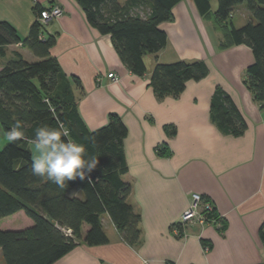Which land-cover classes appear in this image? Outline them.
<instances>
[{"label": "crops", "instance_id": "crops-1", "mask_svg": "<svg viewBox=\"0 0 264 264\" xmlns=\"http://www.w3.org/2000/svg\"><path fill=\"white\" fill-rule=\"evenodd\" d=\"M36 3L63 10L48 23L46 34L57 38L51 55L63 72L82 84L83 92L76 94L87 128L101 129L115 114L128 129L124 149L129 172L123 179L132 188L129 203L141 216L137 247L125 243L105 215L108 244L81 245L55 264H264V108L244 85L246 69L254 62L252 50L244 45L220 50L224 34L214 18H203L194 0H183L173 9V21L160 26L167 33V47L146 56L147 75L137 77L122 63L111 37L89 24L75 0H0V22L12 24L21 38H27L36 21ZM244 5L240 14L245 22L236 26L234 13L239 8L232 15L236 28L252 20ZM4 50L0 71L18 55L29 63L38 61L22 44ZM179 60L205 61L208 77L189 82L178 98L158 99L149 86L156 63ZM112 73L117 81L108 79ZM217 88L231 97L245 118L248 128L242 137L224 135L212 122L211 99ZM166 127H175L176 135L169 137ZM164 144L169 155L159 156L157 148ZM30 148L34 155L31 144ZM193 194L211 201L227 223L224 232L213 226L192 227L187 238L175 236L172 227L180 223ZM70 195L83 198L79 188ZM33 225L24 211L0 220L1 231ZM87 230L85 226L84 233ZM202 240L210 249H204ZM0 264H5L1 250Z\"/></svg>", "mask_w": 264, "mask_h": 264}, {"label": "trees", "instance_id": "trees-1", "mask_svg": "<svg viewBox=\"0 0 264 264\" xmlns=\"http://www.w3.org/2000/svg\"><path fill=\"white\" fill-rule=\"evenodd\" d=\"M89 24L101 35L110 36L124 66L135 76L145 77V57L157 55L167 47V33L160 28L173 21V9L183 0H75ZM194 0L200 15L214 18L223 31L220 50L234 46L249 47L254 62L245 72L244 85L254 101L264 108V0ZM245 4L252 20L241 28L232 22L235 9ZM47 10L34 4L36 17L27 38L8 22H0V55L4 48L22 44L38 59L29 63L18 55L0 71V126L2 133L23 122L24 138L7 141L0 148V220L24 211L34 222L32 228L20 231L0 230V250L5 264H55L81 245L102 246L109 243L103 228L107 215L125 243L137 247L141 242V216L129 203L131 185L123 176L129 172L124 142L128 129L121 118L110 115L107 126L91 132L82 120L76 91L83 92L80 80L69 78L58 60L51 55L57 38L47 35L39 18ZM209 75L205 61L179 60L170 64L157 62L149 78V86L158 99L178 98L189 82H200ZM211 120L227 136L242 137L247 122L231 97L217 88L211 99ZM47 125L68 130V139L81 143L86 158L98 159L96 168L84 180L68 181L65 189L32 175V151L29 141L37 127ZM169 137L177 133L166 127ZM159 156L169 155L166 144L157 148ZM79 188L83 198L70 193ZM203 204L212 211L203 212L215 220L211 226L224 232L227 223L211 201L202 196ZM88 230L84 233V227ZM180 229L181 224H175ZM179 238V237H178ZM264 241V226L261 229ZM204 248L210 244L202 240Z\"/></svg>", "mask_w": 264, "mask_h": 264}, {"label": "clouds", "instance_id": "clouds-1", "mask_svg": "<svg viewBox=\"0 0 264 264\" xmlns=\"http://www.w3.org/2000/svg\"><path fill=\"white\" fill-rule=\"evenodd\" d=\"M68 135L63 125H43L35 129L34 137L29 141L34 152L30 164L32 175L50 181L60 189H65L68 181L86 179L98 164V159L86 158L85 146L68 139ZM22 138L23 122L16 120L7 130L6 140L16 143Z\"/></svg>", "mask_w": 264, "mask_h": 264}, {"label": "built area", "instance_id": "built-area-1", "mask_svg": "<svg viewBox=\"0 0 264 264\" xmlns=\"http://www.w3.org/2000/svg\"><path fill=\"white\" fill-rule=\"evenodd\" d=\"M63 15V10L59 6H55L53 8L45 10L41 17L39 18V22L43 27H46L48 25V22H50L53 19L59 18ZM46 33L42 35V38H45ZM108 79L117 81L118 76L115 74H109ZM213 206L211 204H203L202 196L199 194H193L191 198V204L190 207L184 212L182 215L180 224L181 228H175L173 230V233L175 236L183 239L187 238L189 236V230L192 227H197L200 229H203L206 226H211L212 224H215V220L208 219L206 215L203 214V212L212 211ZM205 250H208V248H204Z\"/></svg>", "mask_w": 264, "mask_h": 264}, {"label": "rangeland", "instance_id": "rangeland-1", "mask_svg": "<svg viewBox=\"0 0 264 264\" xmlns=\"http://www.w3.org/2000/svg\"><path fill=\"white\" fill-rule=\"evenodd\" d=\"M214 4H215V12L217 11V7H218V4H217V1L216 0H214ZM245 6V5H244ZM246 7V6H245ZM237 8H239L238 10V12L237 11H235V13H234V17H235V22H236V26L238 27L239 26V21H243V22H245V20L243 19V17H242V15L240 14L241 12H240V9L241 8H243V7H237ZM249 14V13H248ZM49 23V22H48ZM6 135L4 134V133H2V132H0V148H3L5 145H3L4 143L3 142H6Z\"/></svg>", "mask_w": 264, "mask_h": 264}, {"label": "water", "instance_id": "water-1", "mask_svg": "<svg viewBox=\"0 0 264 264\" xmlns=\"http://www.w3.org/2000/svg\"><path fill=\"white\" fill-rule=\"evenodd\" d=\"M2 131V129H1V126H0V132Z\"/></svg>", "mask_w": 264, "mask_h": 264}]
</instances>
